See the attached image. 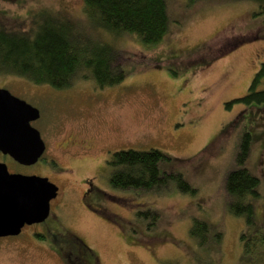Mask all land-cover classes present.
<instances>
[{
	"label": "rangeland",
	"instance_id": "rangeland-1",
	"mask_svg": "<svg viewBox=\"0 0 264 264\" xmlns=\"http://www.w3.org/2000/svg\"><path fill=\"white\" fill-rule=\"evenodd\" d=\"M168 1L174 21L159 45H142L128 34L102 33L128 56L120 63L125 75L118 83L100 88L92 79H75L61 90L17 77L0 79L5 88L33 99L28 102L41 114L37 129L53 135L46 137L49 146L56 148L81 120V131L98 146L159 149L170 156L160 171L179 173L196 189L184 193L170 184L160 192L111 190L94 203L97 211L90 216L77 204L65 203L66 214L75 219L73 229L96 252L99 264H207L204 252L215 245L199 244L189 234L194 219H206L217 228L223 225L217 264L240 259L242 234L252 236L256 226L264 232V101L225 104L245 95L264 61V0ZM80 4L81 0H0V13L28 19L39 7H51L80 20ZM251 34L260 38L230 49ZM244 133L251 136L245 166L260 179L253 225L243 216L226 213L223 202L224 178L237 167ZM54 177L64 189L66 180ZM144 210L145 217L139 213ZM31 244L17 252L13 244L0 248V264H61Z\"/></svg>",
	"mask_w": 264,
	"mask_h": 264
},
{
	"label": "trees",
	"instance_id": "trees-1",
	"mask_svg": "<svg viewBox=\"0 0 264 264\" xmlns=\"http://www.w3.org/2000/svg\"><path fill=\"white\" fill-rule=\"evenodd\" d=\"M195 1L188 0V3ZM80 5V20H71L64 10L51 7H39L28 19H10L0 13V79L17 77L34 85L62 90L75 79L86 78L94 80L97 87H107L123 79L125 73L120 63L128 56L123 48L104 39L102 33L128 34L138 38L142 45L155 46L167 36L174 21L168 0H81ZM251 35L240 37L230 49L238 43L260 38ZM262 84L264 61L249 81L245 95L225 104L264 101V87H259ZM4 85L0 83V86ZM250 138L249 133L242 135L236 154L237 167L228 171L224 178L223 202L226 213L243 216L253 225L254 203L260 197V179L245 166ZM169 159L170 156L157 148L115 151L108 163L113 167L109 185L120 191L160 192L174 184L181 192L195 193L196 189L181 174L160 171V164ZM145 211H140V215L145 217ZM207 221L194 219L189 234L199 244L207 246L211 242L215 245L204 255L208 256L207 264H217L223 225L220 223L217 228ZM241 238L244 239L243 250L234 264H264V232L260 227H255L252 236L242 234ZM136 242L142 241L136 239ZM80 250L86 255L93 252L83 246ZM213 256L216 259L211 261Z\"/></svg>",
	"mask_w": 264,
	"mask_h": 264
},
{
	"label": "flooded vegetation",
	"instance_id": "flooded-vegetation-1",
	"mask_svg": "<svg viewBox=\"0 0 264 264\" xmlns=\"http://www.w3.org/2000/svg\"><path fill=\"white\" fill-rule=\"evenodd\" d=\"M16 96L24 99L27 103H29L28 99L33 101L27 94ZM39 118L40 116L30 121L29 125L37 129L36 121ZM82 124L81 120L76 121L75 128L67 132L69 135L62 142L59 141L56 148L49 146L46 138L48 137L50 140L53 135L50 132L37 129L44 150L32 163H20L0 151V162L6 164L10 173L16 172L46 178L58 188L56 195L50 198L48 215L41 221L23 225L17 235L0 237V248L7 249L10 244H13L12 247L17 252L23 244L25 248L32 242L31 245L53 254L61 264H99L98 256L94 250L87 255L85 251L80 250V246L90 250L92 248L83 236H80V233L75 232L76 230L73 229L75 219L73 216L69 218V214H66L63 208L65 203L67 207L77 204V208L82 209L86 215L90 216L97 211L94 203H99L101 199L109 196L107 194L110 193L109 191H118L109 185L108 179L113 167L108 163L114 152L123 148L113 150L114 145L98 146L93 144L89 134L85 135L86 133L81 131ZM57 149L59 150L57 151ZM78 162L81 164L77 168L75 164ZM61 170H69V172L63 174ZM54 176L66 180L64 189L54 181ZM104 207L108 209V207ZM67 242L70 245H67Z\"/></svg>",
	"mask_w": 264,
	"mask_h": 264
},
{
	"label": "water",
	"instance_id": "water-1",
	"mask_svg": "<svg viewBox=\"0 0 264 264\" xmlns=\"http://www.w3.org/2000/svg\"><path fill=\"white\" fill-rule=\"evenodd\" d=\"M38 117L36 107L0 87L1 153L23 164L35 162L44 145L29 122ZM57 190L46 178L9 173L0 162V236L17 235L24 224L43 220Z\"/></svg>",
	"mask_w": 264,
	"mask_h": 264
},
{
	"label": "bare ground",
	"instance_id": "bare-ground-1",
	"mask_svg": "<svg viewBox=\"0 0 264 264\" xmlns=\"http://www.w3.org/2000/svg\"><path fill=\"white\" fill-rule=\"evenodd\" d=\"M26 142V140H24Z\"/></svg>",
	"mask_w": 264,
	"mask_h": 264
}]
</instances>
